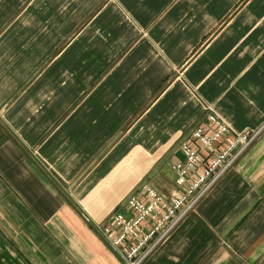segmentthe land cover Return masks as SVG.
<instances>
[{
  "label": "crops",
  "instance_id": "crops-1",
  "mask_svg": "<svg viewBox=\"0 0 264 264\" xmlns=\"http://www.w3.org/2000/svg\"><path fill=\"white\" fill-rule=\"evenodd\" d=\"M209 113L264 123V0H0V264H122L92 224ZM143 264H264V131Z\"/></svg>",
  "mask_w": 264,
  "mask_h": 264
},
{
  "label": "built area",
  "instance_id": "built-area-1",
  "mask_svg": "<svg viewBox=\"0 0 264 264\" xmlns=\"http://www.w3.org/2000/svg\"><path fill=\"white\" fill-rule=\"evenodd\" d=\"M204 127L192 130L195 144H181L183 160L173 166L179 189L163 197L144 188L127 199L125 213L115 212L106 224L95 225L101 239L125 264H143L264 131L262 124L253 131L234 133L213 113L207 115Z\"/></svg>",
  "mask_w": 264,
  "mask_h": 264
},
{
  "label": "rangeland",
  "instance_id": "rangeland-1",
  "mask_svg": "<svg viewBox=\"0 0 264 264\" xmlns=\"http://www.w3.org/2000/svg\"><path fill=\"white\" fill-rule=\"evenodd\" d=\"M264 124V123H263ZM247 131H253V130H247ZM180 150H181V145H180ZM182 160H183V156H182ZM181 160V161H182ZM181 161H179V162H181ZM178 162V163H179ZM172 170H173V167H172ZM174 172V171H173ZM175 185H176V189L175 190H177V189H179L178 188V185L176 184V179H175ZM144 188H150V187H148V186H144V187H142L140 190H138V191H135L131 196H129L128 197V199L129 198H131V197H133V196H137V195H139L143 190H144ZM152 189V188H151ZM154 190V189H153ZM156 191V190H155ZM158 192V191H157ZM175 192V191H174ZM159 193V192H158ZM160 194V193H159ZM161 195V194H160ZM163 196V195H162ZM163 197H165V196H163ZM127 201V200H126ZM113 214V213H112ZM111 214V215H112ZM111 215H109L104 221H102V222H100V224H106L107 223V219L111 216ZM97 224H99V223H97ZM97 224H92V227H93V229L95 230V232H96V234L99 236L100 234H98V232L96 231V229H95V225H97ZM100 237V236H99ZM101 238V237H100ZM103 241V240H102ZM104 242V241H103ZM105 243V242H104ZM112 251H114V249L111 247V246H109L107 243H105ZM115 252V251H114ZM115 254H116V252H115ZM117 255V254H116ZM118 256V255H117ZM118 258L120 259V262L122 263V264H125V262L118 256Z\"/></svg>",
  "mask_w": 264,
  "mask_h": 264
}]
</instances>
